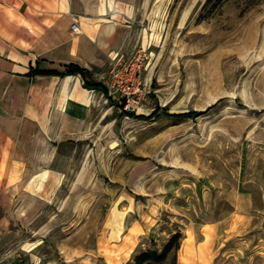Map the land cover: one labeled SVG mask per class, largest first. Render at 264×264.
<instances>
[{
  "label": "rangeland",
  "instance_id": "rangeland-1",
  "mask_svg": "<svg viewBox=\"0 0 264 264\" xmlns=\"http://www.w3.org/2000/svg\"><path fill=\"white\" fill-rule=\"evenodd\" d=\"M136 1L97 75L115 98L96 92L86 111L75 171H93L73 173L0 264H135L179 231L152 264H199L196 246L264 264V0ZM131 62L142 99L127 117L112 69Z\"/></svg>",
  "mask_w": 264,
  "mask_h": 264
},
{
  "label": "crops",
  "instance_id": "crops-1",
  "mask_svg": "<svg viewBox=\"0 0 264 264\" xmlns=\"http://www.w3.org/2000/svg\"><path fill=\"white\" fill-rule=\"evenodd\" d=\"M138 4L0 0V250L47 213L73 173L93 171L86 170L84 161L85 168L75 171L76 153L86 111L99 91L86 88L81 74H43L36 69L63 71L74 63L101 81L97 75L108 68L122 42L125 24L118 18L136 11ZM74 21L81 33L72 30ZM109 96L115 98L110 89ZM43 224L38 228L46 235L51 227ZM191 253H184L188 261H194ZM198 255L199 264H215L218 257L196 246ZM184 260L180 257L179 264ZM216 261L235 264L222 253Z\"/></svg>",
  "mask_w": 264,
  "mask_h": 264
},
{
  "label": "trees",
  "instance_id": "trees-1",
  "mask_svg": "<svg viewBox=\"0 0 264 264\" xmlns=\"http://www.w3.org/2000/svg\"><path fill=\"white\" fill-rule=\"evenodd\" d=\"M225 0H206L203 4V8H207L210 4L213 3L212 7H219ZM37 73L43 74H58V75H72V74H81L84 79V86L88 89H96L102 92L105 96H109L108 86L102 81H95L91 77V73L88 69L74 63L65 65L64 70H39L36 69ZM129 116H132L134 112H129ZM183 238L182 232L174 233L166 242L164 247L158 251L153 249H148L140 252L135 256V264H152V263H162L164 262L170 253L174 250L179 249L181 241Z\"/></svg>",
  "mask_w": 264,
  "mask_h": 264
},
{
  "label": "built area",
  "instance_id": "built-area-1",
  "mask_svg": "<svg viewBox=\"0 0 264 264\" xmlns=\"http://www.w3.org/2000/svg\"><path fill=\"white\" fill-rule=\"evenodd\" d=\"M72 30L76 33H81L80 27L76 21L72 24ZM132 63V64H131ZM123 67H119V63L112 69L114 82L118 85L121 91L120 104L129 117V112H134L135 108L140 105L141 95H139V86L137 73L140 70V65L137 62H131Z\"/></svg>",
  "mask_w": 264,
  "mask_h": 264
}]
</instances>
